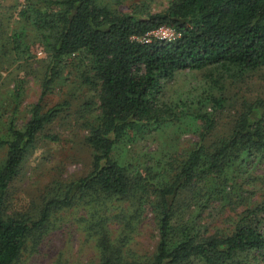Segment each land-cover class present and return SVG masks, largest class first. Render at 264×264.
Wrapping results in <instances>:
<instances>
[{"label": "trees", "instance_id": "16d2710c", "mask_svg": "<svg viewBox=\"0 0 264 264\" xmlns=\"http://www.w3.org/2000/svg\"><path fill=\"white\" fill-rule=\"evenodd\" d=\"M31 22L35 36L22 45L12 39L13 49L28 54L33 46L46 53L48 68L42 80L41 97L57 77L55 71L64 57L82 53L88 61L84 80L97 90V113L88 126L86 143L92 149L90 171L67 184L60 197L46 199L38 216L7 211L3 193L16 175L38 133L64 109L67 101L44 109L31 107V116L22 128L9 125L0 140L8 150L0 169V264H17L22 250L35 247L51 226L52 214L95 197L120 200L131 195L138 200L151 198L157 209V245L151 257L126 259L104 230H100V259L96 264H254L264 262V199L247 201L236 195L243 206L227 231H191L189 221L178 219L195 188L215 190L230 179L226 172L242 152L264 156V99L244 101L231 121L230 130L215 136L219 114L227 101L222 93L208 95L212 111L200 110L198 139L179 162L171 179L163 181L150 168L130 171L111 156L115 144L128 133L144 132L164 122H174V108L160 101L162 81L178 70H202L219 66L225 77L242 82L264 68V0H170L157 13L120 12L98 0H39ZM160 26L175 32L172 39L147 33ZM5 32L0 34L1 42ZM8 38V37H7ZM5 40V41H4ZM83 104V105H84ZM48 139L57 136L46 134ZM206 194V193H205ZM189 202V203H187ZM123 233L133 229L135 218L122 214ZM101 221H99L100 223ZM192 233H191V232Z\"/></svg>", "mask_w": 264, "mask_h": 264}, {"label": "rangeland", "instance_id": "374dc122", "mask_svg": "<svg viewBox=\"0 0 264 264\" xmlns=\"http://www.w3.org/2000/svg\"><path fill=\"white\" fill-rule=\"evenodd\" d=\"M169 1L98 0L112 10L128 13H157L165 10ZM41 4L39 0H0V34L5 32V40L8 39L6 43L0 41V140L7 138L9 125L16 129L23 127L33 104L39 102L46 109L67 101L63 111L38 133L2 195L7 211L26 212L35 217L46 199L60 197L70 181L90 171L92 149L85 137L89 131L87 124L93 121L97 110L93 105L86 108L84 103L98 102L97 90L84 80L88 61L80 52L63 58L55 70L56 79L40 98L49 59L39 46H33L28 54L15 51L12 39L22 45L32 42L36 33L32 13ZM225 75L223 68L209 66L202 70H178L163 80L160 101L174 108L177 120L126 134L115 144L112 158L121 165H129L130 171L150 168L158 179H171L198 139L201 125L196 114L200 110L212 111L208 95L222 93L227 98L215 136L230 130L242 102L258 96L264 99V68L242 82H233ZM46 134L57 139H48ZM7 150V144L0 145V169ZM226 175L230 180L216 190L213 186L206 191L196 187L189 193L186 201L191 203L187 202L189 205L180 211L179 222H191V231L194 227L203 233L227 231L237 213L244 209L236 205V195L249 197L247 201L264 199V156L244 151ZM152 207L150 197L108 198L104 204L95 197H86L55 211L40 242L22 250L17 264H96L101 255L100 230L120 247L126 259L151 257L157 245V209ZM126 212L136 221L134 228L124 233L129 238L122 244L118 238L123 233L122 214Z\"/></svg>", "mask_w": 264, "mask_h": 264}, {"label": "built area", "instance_id": "2783aa9c", "mask_svg": "<svg viewBox=\"0 0 264 264\" xmlns=\"http://www.w3.org/2000/svg\"><path fill=\"white\" fill-rule=\"evenodd\" d=\"M148 35H152L157 38L172 39L175 36V32L169 27L160 26L157 29L147 33V37Z\"/></svg>", "mask_w": 264, "mask_h": 264}]
</instances>
